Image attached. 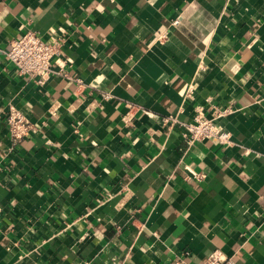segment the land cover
Segmentation results:
<instances>
[{"label": "crops", "instance_id": "0c3cea01", "mask_svg": "<svg viewBox=\"0 0 264 264\" xmlns=\"http://www.w3.org/2000/svg\"><path fill=\"white\" fill-rule=\"evenodd\" d=\"M197 107L230 144L166 120ZM0 203V264H264V0H0Z\"/></svg>", "mask_w": 264, "mask_h": 264}, {"label": "built area", "instance_id": "2783aa9c", "mask_svg": "<svg viewBox=\"0 0 264 264\" xmlns=\"http://www.w3.org/2000/svg\"><path fill=\"white\" fill-rule=\"evenodd\" d=\"M62 40L43 39L37 32L28 30L11 41L6 52L8 60L15 66L16 71L24 76L35 79L38 83H45L53 73L55 57L61 53ZM68 76V73H65ZM107 96V95H106ZM229 108L218 109L217 116L227 113ZM16 140L28 135L31 128L24 124L19 112L14 111L8 118ZM171 125L180 124L185 127L184 136L189 142L211 140L218 144L227 145L232 142V135L223 129L215 117L206 115L202 107H197L192 121L182 122L177 116H168ZM3 217V207L0 203V222ZM203 264H237L233 259L219 253L206 258Z\"/></svg>", "mask_w": 264, "mask_h": 264}]
</instances>
